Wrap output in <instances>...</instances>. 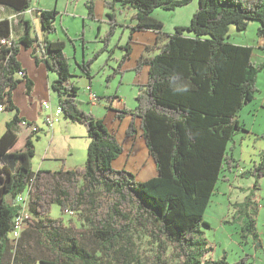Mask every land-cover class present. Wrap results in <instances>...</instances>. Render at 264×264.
I'll list each match as a JSON object with an SVG mask.
<instances>
[{"label":"trees","instance_id":"1","mask_svg":"<svg viewBox=\"0 0 264 264\" xmlns=\"http://www.w3.org/2000/svg\"><path fill=\"white\" fill-rule=\"evenodd\" d=\"M127 1L136 10L135 29L154 30L158 39L163 38L157 53L140 58L135 67L138 73L148 67L136 107L118 108L116 114L132 116L127 136H135L140 128L154 159L157 174L143 181L126 168L114 167L125 151L123 142L104 119L79 105L66 43L50 38L57 30L59 11L33 7L34 0H0L15 11L0 19V105L15 111L0 135V264H244L248 259L231 263L228 255L214 258L215 246L203 226H210L205 214L219 183L239 169L233 144L240 131H248L239 114L259 91L258 77L264 70V62L253 59V45L227 38L232 25L245 30L254 20L260 24L258 36L264 37V0H199L190 24L177 25L173 32L163 30L153 10L174 9L190 0ZM88 8L94 15V6ZM30 9L41 22L42 36L32 34ZM26 14L31 16L27 30L16 38L13 22H21ZM22 47L32 48L36 60L57 73L52 89L62 117L86 126L89 144L83 166L35 170L34 137L40 138L36 133L41 127L22 148L13 149L23 120L13 101V91L22 81L19 71L26 77L19 61ZM126 47L118 69L122 73L132 51L130 44ZM91 63L92 59L78 62L90 78ZM116 97L120 96L104 97L108 108L113 109ZM246 174L255 177L253 189H260L264 149L260 161L242 172ZM26 190L24 208L18 197ZM253 191L234 205L241 212L243 236L252 233L257 240L260 201ZM54 203L63 212L72 210L75 218L66 222L51 217ZM24 209L26 224L14 239L16 218Z\"/></svg>","mask_w":264,"mask_h":264},{"label":"rangeland","instance_id":"2","mask_svg":"<svg viewBox=\"0 0 264 264\" xmlns=\"http://www.w3.org/2000/svg\"><path fill=\"white\" fill-rule=\"evenodd\" d=\"M108 2H110L109 5L107 4V0H34L35 5L41 3L43 7L51 9L56 8L59 11L55 20L57 30L51 35H55L58 32L60 37L65 40V52L70 62V70L72 73L70 80L79 87L78 98L81 101L79 102L80 107L85 111L90 110L89 107L91 108V105L88 104V98L91 94L89 88V80L91 78L93 84V89L91 90L93 92H110L108 95L120 96L116 98L118 102L113 105L115 107L113 109L105 106L106 102L104 98L99 103L97 101L94 106V110L96 111L94 115L104 119L108 129L115 132L119 141L123 142L124 148H127L123 156H119V159L117 158L114 160V167L126 168L133 172L138 180L143 181L155 176L157 173L154 159L149 154L148 147L146 143L142 141L140 135L137 141L133 142L132 151V148H130L132 145L131 136H127L126 133L132 116L126 115L123 118H118L116 114L118 108H122L125 105L134 107L137 104L136 95L138 93L139 84H143L148 78L146 68L143 74H137L135 70L137 59L142 53L148 56L153 55V53L157 51L155 50L156 44L160 43L156 41L163 38L155 40V38L151 37V31L135 29L133 15L136 10L131 6L129 1L108 0ZM89 5L94 6V15L89 13ZM198 6L199 0H190L185 5L174 9L157 7L153 10L152 15L157 16L160 20L162 19L164 31L168 30L169 32H173L176 30V25L190 24L191 18ZM107 12L113 13V16L107 15ZM31 13H34V11H31ZM38 20H32L33 36L37 35L35 27L40 29L41 26L42 28L41 22ZM259 25V21L257 20L250 21L245 30H238L235 25H232L227 39L235 43L254 45L253 59L257 62H264V47L260 48L258 44L264 38L257 34ZM111 31L113 32L111 33ZM185 33H190V31L186 30ZM108 36H110L109 41L107 39ZM84 37H86V40ZM148 43L151 44L150 47H146ZM129 44L130 47H132V55L130 54L131 58L129 57L130 59L126 60L123 67L124 73H122L118 71L119 64L123 59V55L128 52L129 48L126 46H129ZM261 45L263 46L264 44ZM77 48L78 51L76 53ZM74 55H76V57L78 55V58H75ZM83 58L86 60L92 59L91 78L84 73L81 66L78 64V62L83 61ZM258 86L264 91V70L259 74ZM16 94H21L20 90L16 91ZM57 96V92L52 91L50 99L56 102ZM256 96L259 98L258 104H260L258 92ZM248 106L246 105L243 116L244 118H248L250 127H253V114L247 111ZM92 111L90 110L89 112ZM43 112L45 113V110H43ZM8 113L9 111L7 110L0 112V121L2 117ZM64 121L65 118L63 117L55 124V127L57 125L59 126L60 123ZM259 122L260 120L257 124H259ZM38 123L43 125V128H46L44 126V119H41V117ZM76 126H78L79 129L82 128L80 131L87 130L83 123L76 122ZM257 129H260V132H258V130L257 132H252L249 139L252 140L249 142L251 143L250 150L254 152V156L251 158H254L256 163L260 161L261 151L264 147V140H262L263 137L261 135L262 131L264 133V122L260 127L257 126ZM140 130L141 129L138 128L137 133ZM39 134H41L40 139L34 137L37 152L32 160L35 169L38 168L39 163L43 162V151L46 146L50 144V137L45 139V136L49 134V132L42 131ZM23 139L24 137L21 135L16 145L17 147H21ZM81 141L82 138L77 140L76 152L69 162L83 166L87 159V146L85 144L82 147L79 143ZM56 143L55 147L54 144L52 145V148L61 151L65 150V142H58L57 140ZM237 144H239V142H237ZM251 158L249 156H242L241 165L243 168L249 169L255 164ZM51 162L53 165H58L60 163L59 160ZM243 168H241V170H243ZM231 177V182L221 181L219 183L218 190L213 196L206 211L205 219L210 223V226L206 224L203 226L206 237L215 246L213 252L214 258H221L224 255H228V260L231 263H235L242 257L247 256L248 259L244 264H264V179L262 183L263 187L261 186V189L255 190L253 189L255 183L254 176L246 174L239 176L237 179H234L235 177L232 175ZM252 190L258 195L257 197H259L260 200V206L255 215L256 234H258L257 243L254 241L256 240L254 234L251 233L247 235V237L243 236V219L239 217L241 212L237 209L236 205H234L235 203L244 201ZM229 199L232 200L231 204L229 203ZM49 215L53 218L62 217L66 222L69 221L70 218H75L74 214L63 212L60 205L57 203L52 205Z\"/></svg>","mask_w":264,"mask_h":264},{"label":"crops","instance_id":"3","mask_svg":"<svg viewBox=\"0 0 264 264\" xmlns=\"http://www.w3.org/2000/svg\"><path fill=\"white\" fill-rule=\"evenodd\" d=\"M107 2H108V0H107ZM34 6L48 9V7H43L41 5V3L38 4V5L33 4V7ZM49 9H51V8H49ZM109 12H111V11H109ZM14 13H15V11L12 8L0 3V19L10 18ZM85 14H86V12H85ZM106 14L108 15L109 13L107 12ZM154 17L158 18L155 15H154ZM24 18L25 19H23L21 22L20 21L17 22V20H15L13 22L14 36L16 38L20 37L22 34H24V32H26V30H27L26 29L27 28L26 19L30 20L31 16L29 14H26L24 16ZM31 19H34V21H36L39 18L37 17V15L34 14L33 18H31ZM158 19H160V18H158ZM35 29H36V34L39 35V36H42V30H41L42 28H41V26H40V29H37L36 27H35ZM148 31H151L150 33L152 35L151 36L152 38H155V40L158 39V37L156 35V32L154 30H148ZM166 32H169V31L166 30ZM50 38L51 39H60V40H63L65 42V40L62 37H60L58 32L55 35H50ZM84 39L86 40V37H84ZM156 42H160L159 44H161L163 42V40L162 39L161 40H157ZM83 44H84V41H83ZM242 44H246V43H242ZM258 44H259L260 48L264 47V45L263 46L261 45V44H264V38ZM157 45L158 44H156V46ZM249 45H251V44H249ZM150 46H151L150 43H148L146 45V47H150ZM155 50H157V49L155 48ZM77 51H78V48L76 50V53H77ZM156 53H157V51L155 53H153V55H149V56L148 55H144L142 53L137 59V64H138V61H139L140 58H142V57H152ZM38 54L40 56L42 55V50L41 49L38 51ZM74 57L78 58V55H77V57H76V55H74ZM130 58H128V59H130ZM84 59L85 58H83V60ZM19 61L21 62V65H22V67H23V69L25 70V73H26V77L20 76V75L18 76L19 78H21L22 81L20 82L18 87L13 91V101H14V103L17 105V107L19 109V116L22 119H25V120H27L29 122L36 123L37 125H39L42 128L36 134H39L42 131H47V132H49V134H47L45 136V139L50 137V144L48 146H46V148L43 151V155H42L43 156V160H42L43 162L38 164V168H36V169L34 168V169L35 170H37L39 168L59 169L62 166H65L68 169H74V168H76L78 166H82L80 164L71 163L69 161L72 160V158H73V156H74V154L76 152L77 140L79 138H82V141L79 142L81 144V146L83 147V145L86 144V146L88 148L89 137H88L87 130L80 131V129H82V128L79 129V127L76 126V122L77 121H71V120H67V119H65L64 122L60 123L59 126L57 125L55 127V125H54V127H52V128H48L47 125L44 124V126L47 129L43 128V125L38 123L40 117H41V119H44V114L45 113L43 112L44 109H43V106H42V102L44 100L49 99V101L53 105H57L59 103V97L58 96H57L56 102H53L50 99L51 98V92L54 91L52 89V83H53L54 80L57 79V76H58L57 73L55 71L50 70L45 62H43V61L38 62L36 60V58H35V55L33 54V49L32 48L23 47L21 49L20 53H19ZM137 64H136L135 67H137ZM145 68H146L147 76H148V67L147 66L142 67V70H141L140 73H138L136 71L137 74L138 75H141V73L143 74V72L145 71ZM28 80H31V84L28 83ZM89 81H90L89 85L91 86V89H93L92 78ZM120 82H121V80H120ZM18 90H20L21 94L17 95L16 91H18ZM138 91H139V89H138ZM94 93H96L99 97H103V98L106 97V96H110V95H108V94H110V92H108V93L107 92H104V93L94 92ZM258 93H259V96H260V104H258L259 98L256 95H255L253 101H251L250 103L247 104V106L250 105V106L247 107V111L249 113L253 114V119H252L253 127H250V123L248 121V118H244V116H243V111L246 108V106L241 110V112L239 114L240 121L245 124V126L248 129V131H240L237 134V136H236L235 143L233 144L234 145V149H233L232 153L239 160V164H240V166L238 167L240 169L236 170L234 173H230V174H232V176L235 177L234 179H237L239 176H243L242 172L246 170L241 165L242 156H249L250 158L252 156H254V152H252L250 150L251 143H249L252 140H249V139H250V136L252 135V132H257V130H258V132H260V129H257V126L260 127L261 125H263V122H264V91L260 88V86H259ZM103 98L99 99L98 103ZM116 98H118V97H116ZM116 98L114 99V102H111L113 108H115L113 105L116 102H118V101H116ZM104 101L107 102L105 98H104ZM96 103L97 102H94L93 100H91L90 95H89L88 104L91 105V108L89 107V109L91 111L93 110L92 111L93 114H95L94 112H96L94 110V106L96 105ZM255 103H257V104H255ZM136 105L134 107H129V108H135ZM251 105H252V107H251ZM105 106L107 107V105H105ZM125 106L128 107L127 105H125ZM262 109H263V112H262ZM90 110H88V111H90ZM4 111L5 110L0 111V112H4ZM14 114H15V111H9L8 114H5V116L2 117V119L0 121V126H1L0 135L6 130L7 122L10 121L13 118ZM259 120H260V122H259V124H257V122ZM19 127H20L19 128V140H20L21 135H23V137H24L23 143H22V145L20 147V148H22L25 145V142H26L27 138L32 135V132H31V130H29V129L21 126V125ZM141 133L142 132L140 130L138 133H136L135 136H131L132 145L130 146V148H132V151H133V142L137 141V138L139 137V135L141 137ZM263 134L264 133L262 131L261 132V135L263 137L262 140H264ZM40 138H41V134H40ZM141 139H142V137H141ZM57 140H58V142H65V150L61 151V150H57L56 148H52L53 144H54V147L57 144L56 143ZM237 142H239V144H237ZM17 148H19V147L15 146L13 149H17ZM126 149L127 148L125 147V150ZM263 149H264V147L262 148V151H263ZM262 151H261V153H262ZM36 152H37V148H36ZM125 153L126 152H124L122 155H120V157L123 156ZM69 158H70V160H69ZM118 159H119V157H118ZM57 160L60 161V163L58 165L51 164L52 163L51 161H57ZM251 160L256 163L254 158H251ZM85 163H86V161H85ZM32 164H33V167H34L33 160H32ZM241 168H243V170H241ZM230 174H229V176L227 175V179L225 181L231 182L232 177L230 176ZM263 179H264V177L259 180L260 186H262V187H263V185H262ZM231 185H233V184H231ZM257 196L258 195L256 194V197ZM257 198L259 200V197H257ZM231 202H232V200L229 199V203L230 204H231ZM254 241H255V243H257V240H254Z\"/></svg>","mask_w":264,"mask_h":264},{"label":"built area","instance_id":"4","mask_svg":"<svg viewBox=\"0 0 264 264\" xmlns=\"http://www.w3.org/2000/svg\"><path fill=\"white\" fill-rule=\"evenodd\" d=\"M31 11H33L32 9L29 10V12L31 13ZM34 14V13H31ZM3 43H9V41L7 39H4L2 41ZM20 76H24V72L23 71H19L18 73ZM91 94H90V98L91 100H93L94 102L99 101V96L92 92L91 87L89 86ZM42 106L43 109L45 110V114H44V122L47 125L48 128H52L54 127V125L60 121V119L62 118L63 115V109L62 106L60 104L57 105H53L49 100H44L42 102ZM3 110V105H0V111ZM34 123V122H33ZM32 122L30 123L29 121L23 119L20 123L21 126L31 130V132H35L38 131L40 129V126L37 124H33ZM28 195H29V191L26 190L23 194H21L18 197V202H21L24 205V208L27 206V200H28ZM66 212L73 214L72 210H66ZM27 215V211L26 209H24L22 211V213L20 215L17 216L16 218V225H15V229L12 232V237L15 239L17 238V236L20 233V230L25 226V217Z\"/></svg>","mask_w":264,"mask_h":264}]
</instances>
